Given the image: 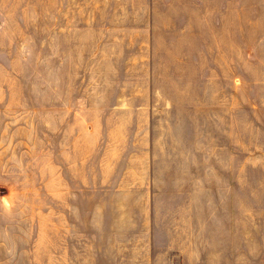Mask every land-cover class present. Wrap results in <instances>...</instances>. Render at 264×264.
Returning a JSON list of instances; mask_svg holds the SVG:
<instances>
[{"label": "rangeland", "instance_id": "obj_1", "mask_svg": "<svg viewBox=\"0 0 264 264\" xmlns=\"http://www.w3.org/2000/svg\"><path fill=\"white\" fill-rule=\"evenodd\" d=\"M128 9L127 0H0V264L51 263L52 171L83 167L105 137L167 121L156 133L188 149L203 136L211 166L212 33L153 38L126 30ZM234 72L236 167L256 166L245 156L260 135L244 123L252 105L264 107V33H236Z\"/></svg>", "mask_w": 264, "mask_h": 264}, {"label": "crops", "instance_id": "obj_2", "mask_svg": "<svg viewBox=\"0 0 264 264\" xmlns=\"http://www.w3.org/2000/svg\"><path fill=\"white\" fill-rule=\"evenodd\" d=\"M127 1L126 30L212 33L211 166L203 136L188 149L150 119L138 136L102 139L83 167L54 168L50 264H264V107L244 123L260 135L245 156L257 164L236 167L234 78L236 33H264V0Z\"/></svg>", "mask_w": 264, "mask_h": 264}]
</instances>
